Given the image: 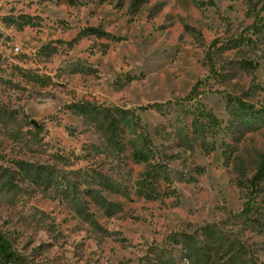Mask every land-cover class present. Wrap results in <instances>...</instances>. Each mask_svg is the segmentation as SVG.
Here are the masks:
<instances>
[{
  "label": "rangeland",
  "instance_id": "1",
  "mask_svg": "<svg viewBox=\"0 0 264 264\" xmlns=\"http://www.w3.org/2000/svg\"><path fill=\"white\" fill-rule=\"evenodd\" d=\"M263 156L264 0H0L19 264H264Z\"/></svg>",
  "mask_w": 264,
  "mask_h": 264
},
{
  "label": "trees",
  "instance_id": "2",
  "mask_svg": "<svg viewBox=\"0 0 264 264\" xmlns=\"http://www.w3.org/2000/svg\"><path fill=\"white\" fill-rule=\"evenodd\" d=\"M88 32L101 33L100 30L96 28H91L87 30ZM112 129H115L114 127ZM264 181V156L258 167L256 174L251 179L253 184H257ZM20 256L13 248L11 241L0 231V264H19Z\"/></svg>",
  "mask_w": 264,
  "mask_h": 264
}]
</instances>
